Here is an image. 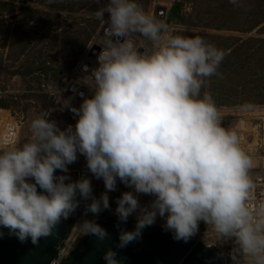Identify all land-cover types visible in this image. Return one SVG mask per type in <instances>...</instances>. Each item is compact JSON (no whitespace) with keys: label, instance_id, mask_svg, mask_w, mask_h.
Listing matches in <instances>:
<instances>
[{"label":"clouds","instance_id":"1","mask_svg":"<svg viewBox=\"0 0 264 264\" xmlns=\"http://www.w3.org/2000/svg\"><path fill=\"white\" fill-rule=\"evenodd\" d=\"M105 13L92 95L71 108L75 125L61 128L45 112L23 142L0 149V228L36 243L81 201L85 217L110 210L109 193L120 183L129 190L116 198L115 215L125 224L134 216L135 226L119 231V247L157 217L183 241L203 222L219 240L234 241L233 264H264V198L251 203L253 161L237 132L222 125L212 95L202 93L205 78L220 75L224 51L200 36L173 34L137 0H107L95 17L104 21ZM78 155L103 181L99 196L88 175H68ZM141 195L151 200L142 203ZM79 226L101 241L108 236L94 218ZM103 260L122 264L112 248Z\"/></svg>","mask_w":264,"mask_h":264},{"label":"rangeland","instance_id":"2","mask_svg":"<svg viewBox=\"0 0 264 264\" xmlns=\"http://www.w3.org/2000/svg\"><path fill=\"white\" fill-rule=\"evenodd\" d=\"M12 1L17 4V8H10L9 4L5 3L9 0H0V103L7 107L0 108L4 110L2 112L0 110L2 116L0 137L5 132L4 121L9 120V111H11L12 115L19 121L25 122L20 129L18 140L13 145L15 146L28 137L31 120L37 114L49 110L53 106V100L42 92V83L54 82L59 89L64 88L65 84L62 78L56 75L55 70L69 69L70 64L80 50L83 49L85 55L93 44L103 42L102 33L106 27L108 15L105 14L104 21L95 17L97 8L105 4L107 0H99V3L98 0H38L40 2L32 5L41 10L39 14H25L20 9L22 0ZM175 1L151 0L150 4L146 5V0H137V3L146 13L153 16L162 5L171 9ZM200 3L199 0H187L183 8L186 21L174 20L173 34L209 32L237 37L239 43L243 41L247 43L244 45L245 48L250 46L257 48L262 45V42L250 40V38H264V28L261 31H258L257 28L251 33H240L231 30L216 31L211 28H204L202 26L204 23L203 18H199L197 15L200 7L203 9L206 6L205 4L200 5ZM31 16H35V18H30ZM189 24H197L198 26ZM133 38L147 46V42L138 33L134 34ZM263 51L264 48L260 54H255L254 59H264V56H261ZM254 59H252V62ZM43 64L50 68L47 72L40 74L36 71V67ZM31 69L35 70L29 73ZM210 80L211 77L206 78V84H210ZM249 81L251 85L258 88L246 100H243L240 104L216 106L222 125L226 128L232 127L237 132L241 149L252 159V166L257 168L258 163L264 160V149L257 148L252 126L259 122L258 116H264V105L256 107L252 105L264 104V66L261 63H257L254 69L251 67ZM83 84L92 90L93 82H83ZM204 92L210 93L214 99L210 87H207ZM246 104L251 106L250 109L242 110V106ZM6 146H9V144L0 142V149ZM68 175L73 179L69 172ZM92 185L94 195L99 196L104 191L102 180H96ZM127 190L129 189L123 184L118 183L117 190L109 193L111 209L102 211L99 215H103L104 218L115 213L116 198ZM148 197L141 195V202L148 203ZM84 210L85 202L81 201L75 212L69 215V217L74 218L73 227L81 219L96 218L91 213L85 217ZM129 218L135 220L134 216ZM164 223L163 218L157 217L153 226L172 233L164 228Z\"/></svg>","mask_w":264,"mask_h":264},{"label":"water","instance_id":"3","mask_svg":"<svg viewBox=\"0 0 264 264\" xmlns=\"http://www.w3.org/2000/svg\"><path fill=\"white\" fill-rule=\"evenodd\" d=\"M93 49H100L94 45ZM91 55V52L89 54ZM107 230L108 236L99 240L86 235L80 246L67 259L57 255V246L67 234L69 217L61 219L51 235L41 237L36 243L31 238L20 241L8 229L0 228V264H105L104 253L112 248L122 264H226L215 246L189 238L176 240L173 233L149 226L141 236L127 246L119 247V231L132 230L134 219L119 223L118 218L106 216L98 222ZM119 224V227L117 226ZM227 258V264H230Z\"/></svg>","mask_w":264,"mask_h":264},{"label":"trees","instance_id":"4","mask_svg":"<svg viewBox=\"0 0 264 264\" xmlns=\"http://www.w3.org/2000/svg\"><path fill=\"white\" fill-rule=\"evenodd\" d=\"M48 1V0H46ZM149 5L151 0H146ZM190 1V0H188ZM201 4H205V8L199 9L197 17L203 18V27L211 28L216 31L231 30L240 33H251L258 28L261 31L264 28V0H199ZM40 2L38 0H22L20 9L23 13L39 14L41 10L33 7V3ZM187 0H176L170 11V20H183L186 21L183 14V8L186 5ZM9 4L10 8H17V4L12 0L5 2ZM68 3V2H67ZM65 7V6H64ZM108 15L107 13H105ZM30 18H35L31 16ZM198 26L197 24H189ZM179 35L184 36H200L205 41L216 45L222 49L225 53L224 59L219 66V76H212L210 84H205L202 89V93L207 87L212 89L214 101L216 105H233L240 104L243 100H246L252 92L258 88L250 84L249 76L251 67H256L257 63H261L264 66V59H254L255 54H260L264 44V38H250V40H258L262 42L260 47L245 48L247 44L245 41L239 43V38L229 37L221 34H213L209 32H182ZM238 42V43H237ZM83 49L76 54L74 61L70 64L69 69H56L55 73L60 78H64L71 74L76 68L78 63L83 57ZM261 56H264V51ZM252 59L254 61L252 62ZM50 67L47 65H39L36 67V71L40 74L47 72ZM35 70V69H34ZM31 69L29 73L34 71ZM252 74V73H251ZM264 87V86H263ZM263 92V91H262ZM264 104L252 105L254 107ZM0 108H7L4 104L0 103ZM74 218L69 217V230L73 227ZM196 241V238L193 237Z\"/></svg>","mask_w":264,"mask_h":264},{"label":"built area","instance_id":"5","mask_svg":"<svg viewBox=\"0 0 264 264\" xmlns=\"http://www.w3.org/2000/svg\"><path fill=\"white\" fill-rule=\"evenodd\" d=\"M171 9L168 6L162 5L157 13L153 15L157 20L161 21L172 33H174V24L170 20ZM105 29V28H104ZM104 31V30H103ZM93 44L92 47L86 52L81 61L78 63L76 69L68 76L62 78L64 85L63 89H59L54 82L42 83V92L45 93L51 100H53V106L49 110H45L38 115L50 112V119L55 120L61 128L68 125H75L77 116L71 111L72 107H79L82 103L84 96L92 95V90L83 84V82H92L90 77L92 70L97 66V56L101 51V45ZM94 45H98L100 49H93ZM91 52V55L90 54ZM83 94V96L81 95ZM263 106V105H260ZM264 107V106H263ZM262 108V107H261ZM1 112L4 111L0 109ZM2 116L0 115V122H2ZM258 123L252 126L253 136L256 140L257 148L264 149V116H258ZM5 132L1 135V143L9 144L13 146L18 140L20 129L25 124L23 121H19L9 111V120H5ZM68 172L72 175L73 180L80 178L83 175H88L92 179V184L97 179L91 177V173L87 170L86 159L82 155H78V159L73 164L69 165ZM249 179L253 188L250 192L252 197L251 203L254 206L257 200L264 198V160L258 163V166H252L249 170ZM151 197H148V202ZM111 216L116 217L115 213ZM103 218V215H99L96 221L99 222ZM81 219L72 228L71 232L66 234L64 238L59 242L57 246V255L62 259H67L70 254L80 246L85 235L81 231L79 226ZM153 226V225H151ZM155 227V226H154ZM203 241L207 246H215L218 251L223 255L230 264H233L231 254L234 248V241L231 239L219 240L215 234L208 229V226L203 222L200 223L199 230L192 238Z\"/></svg>","mask_w":264,"mask_h":264},{"label":"crops","instance_id":"6","mask_svg":"<svg viewBox=\"0 0 264 264\" xmlns=\"http://www.w3.org/2000/svg\"><path fill=\"white\" fill-rule=\"evenodd\" d=\"M57 174H59V173H57Z\"/></svg>","mask_w":264,"mask_h":264}]
</instances>
